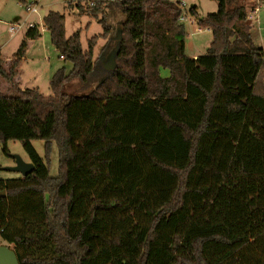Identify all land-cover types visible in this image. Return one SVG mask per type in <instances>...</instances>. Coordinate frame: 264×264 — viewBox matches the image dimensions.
<instances>
[{
    "label": "trees",
    "instance_id": "1",
    "mask_svg": "<svg viewBox=\"0 0 264 264\" xmlns=\"http://www.w3.org/2000/svg\"><path fill=\"white\" fill-rule=\"evenodd\" d=\"M82 1L78 14L101 15L103 36L110 4L124 16L116 68L95 88L86 92L98 38L83 50L57 12L43 24L71 69L55 72L50 96L16 82L37 26L0 61V145L10 156L8 142H20L35 167L0 179V240L19 264H264V51L243 1L217 0L197 19L212 42L196 58L180 2ZM74 82L83 93L68 92Z\"/></svg>",
    "mask_w": 264,
    "mask_h": 264
},
{
    "label": "rangeland",
    "instance_id": "2",
    "mask_svg": "<svg viewBox=\"0 0 264 264\" xmlns=\"http://www.w3.org/2000/svg\"><path fill=\"white\" fill-rule=\"evenodd\" d=\"M172 2H183L187 11V21L183 22L187 34L186 38V54L193 56L194 54L204 55L212 42V33L210 30L201 29L197 32V19L205 18L207 15L215 13L218 10L217 0H169ZM77 3L84 5V1L80 0H26V5L20 4L17 0H0V61H11L17 52L20 44L24 40V34L27 30L35 25L41 31V37L37 40L28 41L30 44L25 49V56L22 57L19 75L16 82L20 89L38 88L44 96H50L51 90L49 83L55 72L63 67L67 71L71 69V65L60 58V53L51 43V37L47 29L44 27L43 18L49 12H57L65 17V36L70 38L77 31L80 33V42L83 50H87L88 41L97 37V43L94 48V60L100 61L96 65V73L93 75L91 87L86 90L89 92L102 79L103 64L108 55L115 49L116 41L110 42V38L114 37L120 29L121 22L124 20L123 14L114 4H110L105 9L104 21L110 26V34L103 36V28L99 20L102 18L99 15L94 18L87 14L79 15V10L76 7ZM192 6H196L197 16H192L189 12ZM30 7L33 10H27ZM261 16L264 15V8L261 9ZM263 22L257 20L254 23L252 39L256 46L264 49V17ZM10 27H20L17 33H10ZM103 58V59H101ZM167 70H162L163 77L168 76ZM81 85L74 82L73 86L68 89V92L83 93L80 90ZM0 92L8 93L6 84L0 81ZM33 147L37 153L43 157L45 154V142L33 141ZM10 156L3 153L2 145H0V179H17L22 178V175L16 172L5 170L6 167L14 165V155L20 156L24 161L30 162L22 145L18 141H10L7 145ZM58 150L53 143L51 153L50 175L56 177L58 174ZM0 245L8 246L13 249L12 244H7L0 240Z\"/></svg>",
    "mask_w": 264,
    "mask_h": 264
},
{
    "label": "water",
    "instance_id": "3",
    "mask_svg": "<svg viewBox=\"0 0 264 264\" xmlns=\"http://www.w3.org/2000/svg\"><path fill=\"white\" fill-rule=\"evenodd\" d=\"M123 39L122 31H117L114 37H111L112 41L120 42ZM119 53V46L116 45L115 49L108 55L104 61L103 67L107 71H113L116 68V57ZM103 59V58H101ZM14 165L6 167L5 170L10 172H16L26 177L31 174L35 167L31 162L24 161L20 156L14 155ZM0 196H5V192H2ZM0 264H19L16 253L13 249L5 245H0Z\"/></svg>",
    "mask_w": 264,
    "mask_h": 264
},
{
    "label": "crops",
    "instance_id": "4",
    "mask_svg": "<svg viewBox=\"0 0 264 264\" xmlns=\"http://www.w3.org/2000/svg\"><path fill=\"white\" fill-rule=\"evenodd\" d=\"M242 1H243L244 7L247 10L248 21H249V24H250V27H251V33H253L254 23L257 20H259V19H260L261 22H263L262 17H264V15L261 16L260 14H261V11H262L261 9L264 8V3L261 2L260 0H242ZM197 32H201V29L200 28H197ZM30 43H32V42L30 41ZM30 43L28 41H26V47ZM263 51H264V49H263ZM198 56H199V54H194L193 56H189V57L196 58ZM20 74H21V72H20ZM168 76H169V74H168ZM18 80H19V83L21 84V78H20V76L18 77Z\"/></svg>",
    "mask_w": 264,
    "mask_h": 264
},
{
    "label": "built area",
    "instance_id": "5",
    "mask_svg": "<svg viewBox=\"0 0 264 264\" xmlns=\"http://www.w3.org/2000/svg\"><path fill=\"white\" fill-rule=\"evenodd\" d=\"M185 7H186V5L183 2H181L180 3V8L182 10V17L180 19L181 22L187 21V11L184 13V11L186 10ZM30 9H31L30 7L27 8V10H30ZM31 10L35 11L34 9H31ZM19 29H20V27H10L9 31H10V33H17L19 31ZM60 58L63 59V57H60Z\"/></svg>",
    "mask_w": 264,
    "mask_h": 264
}]
</instances>
